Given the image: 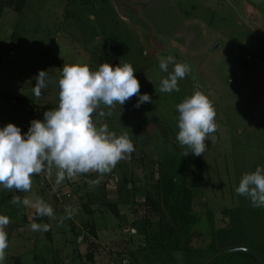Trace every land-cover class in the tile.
I'll return each mask as SVG.
<instances>
[{
  "label": "rangeland",
  "instance_id": "obj_1",
  "mask_svg": "<svg viewBox=\"0 0 264 264\" xmlns=\"http://www.w3.org/2000/svg\"><path fill=\"white\" fill-rule=\"evenodd\" d=\"M27 2L22 12L12 7L5 9L0 20V41L8 43L1 58L0 88L31 102L9 100L0 104V127L6 126L7 119L19 126L22 133L25 128L28 132L29 118L42 120L45 111L55 108L47 103L59 104L58 83L43 89L40 99L35 98L32 88L40 70H47L58 78L64 63L79 61L92 70L104 62L113 66L130 63L140 81V93H148L152 98V102L136 108L139 97L134 96L124 106L117 104L110 117L101 118L98 112L93 114L117 135L129 134L135 150L117 165L126 166L125 174L133 180L137 174L143 189L142 208L135 204L131 207L132 213L136 211L132 218L134 224L136 221L142 224L141 235L134 230H130L131 234L124 231L131 226V220L122 224L123 220L115 215L106 219L116 227L119 223L123 225L117 230L124 238L122 241L133 239L138 251L143 252L126 248L111 251L113 260L110 261L108 249L104 247L95 264H120L123 257L130 264H206L218 252L234 247H247L264 257V208L253 207L248 198L235 191L244 173L264 167V0ZM14 34L17 37L13 41L19 40V45L11 43ZM169 56L177 63L190 64L192 72L178 80V92L157 93L160 81L168 75L160 70L159 61ZM248 56L251 57L248 59ZM172 69L170 63L169 72ZM197 89L213 102L218 129L212 134L216 137L215 143L206 141L205 154L189 153L196 170L191 169L187 186L198 193L192 210L201 218L194 227L196 237L188 240L182 236L178 250H168L162 248L154 235L160 231L161 215L146 203V191L151 192L159 179L162 157L183 154L185 148L176 139L179 131L176 106ZM11 94L7 95L12 97ZM33 104L44 106L43 114L33 115ZM113 172L108 179L115 184ZM119 176L122 180L124 174L119 171ZM78 186L74 181L61 190L62 196L70 198L67 204L71 208L84 203L77 196ZM68 192L73 195L69 197ZM153 196L156 200L159 198L156 194ZM2 197L3 193L0 215H5ZM165 203L161 202L162 214L176 228L178 225ZM237 218L239 224H235ZM14 220L17 219L10 222ZM8 227L12 228L11 224ZM91 227L89 224L85 229L90 231ZM6 231L9 247L5 264H16L15 256L19 255L22 264L56 262L57 245L42 231L36 232V236L34 231L27 230L30 237L24 233L11 237L9 230ZM88 237L81 236L79 240L85 241ZM87 242L93 250L102 246L91 238ZM85 251L84 243L76 250L74 259L62 264H86ZM212 264L264 262L251 253L232 252Z\"/></svg>",
  "mask_w": 264,
  "mask_h": 264
},
{
  "label": "clouds",
  "instance_id": "obj_2",
  "mask_svg": "<svg viewBox=\"0 0 264 264\" xmlns=\"http://www.w3.org/2000/svg\"><path fill=\"white\" fill-rule=\"evenodd\" d=\"M170 63L173 64L171 72ZM159 68L168 75L160 81L157 93L178 92V80L192 72L190 64L177 63L171 56L161 59ZM135 71L127 62L115 66L104 62L92 70L79 61L64 63L58 78L47 70H40L32 93L40 99L43 89L58 83V107L45 111L42 120L33 119L27 133H22L21 128L11 122L0 127V186L10 192L28 193L35 175L46 173L51 180L55 169L53 191H56L66 179L93 172L102 176L111 172L121 160L128 159L135 150L129 134L117 135L109 130L107 123L95 122L93 114L98 112L101 118L110 117L117 104L124 106L134 96L139 97L134 105L136 108L152 102L148 93H140L141 84ZM176 108L179 114L176 139L185 148L183 156L205 154L206 141L215 143L216 137L212 134L218 129L213 102L197 89ZM87 183L98 184L99 179ZM235 191L248 198L253 207L264 208V167L258 166L254 171L244 173ZM10 202L34 209L40 217L54 216L53 207L36 194L23 198L13 195ZM65 211L70 218L73 214L71 206H66ZM9 223V216L0 215V264H5L7 257L6 228ZM50 227L47 223L30 224L34 232H46Z\"/></svg>",
  "mask_w": 264,
  "mask_h": 264
},
{
  "label": "crops",
  "instance_id": "obj_3",
  "mask_svg": "<svg viewBox=\"0 0 264 264\" xmlns=\"http://www.w3.org/2000/svg\"><path fill=\"white\" fill-rule=\"evenodd\" d=\"M30 1V0H28ZM29 2H27L28 5ZM0 91L5 92L6 96H2L0 94V104L9 102V100H13L14 103L16 102H22V103H30L31 101L28 100L26 97L18 96L15 94L9 93L6 89L0 88ZM7 94H11L12 97H9ZM8 98V101H7ZM11 98V99H10ZM49 107H58V105L47 103ZM44 106L35 105L33 104L32 108V114H38L42 113V109ZM42 108V109H41ZM34 118H29L28 126H30L31 121ZM93 119L95 122H98V119L93 115ZM6 123L4 125H7L9 122L7 119H5ZM102 124V122H98ZM1 127L2 124H1ZM25 131L23 133H27V129H24ZM126 166L124 165H116L115 168L112 169L111 172H113L115 175V184L112 182L111 179H108L109 173H106L102 176H100L98 173H91L90 176H78L72 180H65L56 191H53V185L55 183V169L52 170V176L51 180L48 178L47 174H40L35 175L33 177V185L31 192L24 193V192H16V191H8L6 189H3L2 186L0 187V197L3 192H7L8 196L12 198L13 195H19L21 198H23L25 195L31 196L32 194L39 195L43 197V199L49 203L53 209H54V216L48 217L49 219V225L51 226L50 229L44 233L46 237L52 242V244H56V262L54 264H62L67 263L70 261L76 254V250L80 249V246L85 243V246L87 248V251H85V263L86 264H95V262L98 260L97 257L100 255L102 256V249L105 247L108 249L109 258L111 259L110 253L111 251H118L121 249H127L130 250H137L138 253H142L143 251H138L139 247L137 244L133 242V239H128L127 242L122 241L124 240L123 237L118 235V229L122 228L123 225L119 223V226L116 227L111 223H107V218H114V213L108 208L107 203H118V207L120 209V217L119 219L123 220L122 224L126 221L129 222L131 220V226L125 227L124 231H128V234H131L130 230H134L135 233L138 232V234L141 235V228L140 221H136L134 224V220L132 218L135 216L136 211L131 212V207L135 204L137 207L142 208L141 204L143 202L141 201L140 197L143 196V189L141 181L137 178V174H134V180H128L127 179V172L125 174V171H127ZM119 171L124 174L122 176V180L119 176ZM138 171V169H137ZM111 175V176H112ZM113 177V176H112ZM129 176L128 178H130ZM111 178V177H109ZM44 179V180H43ZM99 179L98 184L89 185L87 183L88 180H96ZM110 180V182H109ZM78 182L79 186L77 187V196L79 195V198H81V204L84 201L83 205L79 207L72 208L73 214L70 218L67 217L66 214V206H70L67 204L70 201V198L68 199L64 195L62 196L63 192L61 191L64 186H66L68 183L71 182ZM6 193V194H7ZM4 194V193H3ZM72 194V193H71ZM73 195V194H72ZM83 199V201H82ZM137 201V202H136ZM26 213L28 220L22 221V220H14L11 224L12 228L8 227L6 230H9L10 236H19L23 233L25 235H28L30 237L27 230H30V224L32 222V216L33 209L26 207ZM7 216L10 217V221H12L14 218L7 214ZM116 216V215H115ZM31 217V218H30ZM117 217V216H116ZM111 218V219H112ZM92 225L96 228L97 235H94V233L90 230H86L85 227ZM104 226V227H103ZM36 233V232H35ZM58 235V240L57 236ZM89 235L87 239H84L82 241L79 240V238L84 236L85 238ZM104 235L103 238L102 236ZM37 236V233H36ZM39 237V236H38ZM91 238L93 241H96L100 245L98 249L93 250V248H90L91 245L89 242H87ZM119 240V241H118ZM139 243V242H138ZM147 246V245H146ZM70 248V252L68 251ZM104 250V249H103ZM90 252H93V256H89L88 254ZM70 253V254H69ZM76 256V255H75ZM82 257V254H81ZM19 259V261L22 264V258L19 256H15V260ZM74 259V258H73ZM107 259V258H106ZM83 261V258H82ZM115 262V261H114Z\"/></svg>",
  "mask_w": 264,
  "mask_h": 264
},
{
  "label": "trees",
  "instance_id": "obj_4",
  "mask_svg": "<svg viewBox=\"0 0 264 264\" xmlns=\"http://www.w3.org/2000/svg\"><path fill=\"white\" fill-rule=\"evenodd\" d=\"M28 0H0V20L3 14V11L9 7H12L17 12H22ZM14 37L17 35L14 34L11 43L19 45V40H16L14 43ZM8 43L6 41H0V64L1 58L6 51ZM0 94L6 96L5 92L0 91ZM185 149H183V152ZM199 163V162H198ZM191 169L196 170V166L191 160L190 154L183 156V154H165L162 157L159 169V179L156 184L152 187V194L159 196L157 200L151 194V192L146 191V203L151 205L155 211H158L161 215L160 220V231L154 234L162 243V248L168 250H178L182 236H186L188 240L196 237V231L194 227L201 222V218L192 210V203L194 198L197 196V192L192 188L187 186L188 175ZM90 174H85L83 176H90ZM128 180H132L128 178ZM110 182V181H109ZM154 190V191H153ZM3 199L5 207L3 212L11 215L14 219L27 221L26 207L22 205H13L11 197L6 195L3 192ZM166 201L165 206L170 211L178 227L172 228L164 218L162 214L161 202ZM2 206V205H1ZM108 208L117 216L120 217V209L118 203H107ZM235 219L233 218V225ZM33 223L49 224V219L47 216L40 217L36 213L32 216ZM240 223V219L237 218L235 224ZM91 231L94 235H97L96 228L91 227ZM214 248V243L211 244ZM131 251V250H130ZM128 252V251H127ZM93 256V252L88 254ZM16 264H21L17 261Z\"/></svg>",
  "mask_w": 264,
  "mask_h": 264
},
{
  "label": "water",
  "instance_id": "obj_5",
  "mask_svg": "<svg viewBox=\"0 0 264 264\" xmlns=\"http://www.w3.org/2000/svg\"><path fill=\"white\" fill-rule=\"evenodd\" d=\"M232 252H248V253L254 254L255 256L259 257L264 262V257L261 256L259 253H257L255 250L247 248V247H234V248H230V249H226V250L218 252L206 264H212L217 258L225 254L232 253Z\"/></svg>",
  "mask_w": 264,
  "mask_h": 264
},
{
  "label": "built area",
  "instance_id": "obj_6",
  "mask_svg": "<svg viewBox=\"0 0 264 264\" xmlns=\"http://www.w3.org/2000/svg\"><path fill=\"white\" fill-rule=\"evenodd\" d=\"M245 1H251V0H245ZM251 56H248V59L250 58ZM65 188V187H64ZM68 196L70 197L71 196V194H70V192H68ZM131 262L129 261V259L127 258V257H123L122 259H121V262H120V264H130Z\"/></svg>",
  "mask_w": 264,
  "mask_h": 264
},
{
  "label": "flooded vegetation",
  "instance_id": "obj_7",
  "mask_svg": "<svg viewBox=\"0 0 264 264\" xmlns=\"http://www.w3.org/2000/svg\"><path fill=\"white\" fill-rule=\"evenodd\" d=\"M248 253V252H247ZM257 257V256H256Z\"/></svg>",
  "mask_w": 264,
  "mask_h": 264
}]
</instances>
